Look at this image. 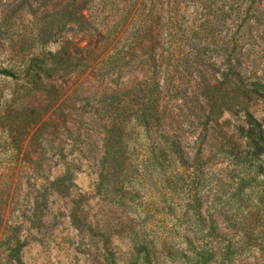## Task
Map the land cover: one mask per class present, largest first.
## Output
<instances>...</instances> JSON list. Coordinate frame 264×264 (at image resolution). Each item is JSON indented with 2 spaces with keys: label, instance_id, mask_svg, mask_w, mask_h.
I'll return each instance as SVG.
<instances>
[{
  "label": "rangeland",
  "instance_id": "374dc122",
  "mask_svg": "<svg viewBox=\"0 0 264 264\" xmlns=\"http://www.w3.org/2000/svg\"><path fill=\"white\" fill-rule=\"evenodd\" d=\"M175 14L203 49L167 77ZM0 70V264H264V0H0ZM124 82L159 87L184 164L103 171Z\"/></svg>",
  "mask_w": 264,
  "mask_h": 264
},
{
  "label": "trees",
  "instance_id": "16d2710c",
  "mask_svg": "<svg viewBox=\"0 0 264 264\" xmlns=\"http://www.w3.org/2000/svg\"><path fill=\"white\" fill-rule=\"evenodd\" d=\"M168 22L164 36L166 45L164 59L168 63L167 77H170L172 75L171 64L175 61L177 63L184 61V69L190 71L192 66L188 65L190 63L197 64L199 57L202 56L201 49H203V46L202 43H198L201 30L183 29L177 14L172 15ZM147 31L143 30L144 34ZM143 32L140 31L136 38L135 50H138L141 45L140 40ZM148 33L150 32L148 31ZM101 36L103 39L106 37L103 33H101ZM183 40L185 45H188L187 49L183 44ZM109 59V56L106 57L100 67L109 68L111 65ZM0 75L8 76L10 74L7 71L0 70ZM165 87L168 91H173L174 95L180 89L179 85H173L167 83V81L166 85L164 84V89ZM147 89L148 87L144 84L135 86L133 82H124L114 90L107 88L102 105L93 112L104 122L103 171H106V174L112 170L121 171L126 169L129 172H132V169L138 171L139 168L142 171L146 170L149 168L150 155L154 149H157L158 152L170 150V156L175 154V157L181 163H185L183 142L175 132L177 130L171 132V130L166 129L167 112L162 111L158 104L161 94L159 87L155 86L154 91L151 93L153 94L149 99L151 105L147 102ZM132 97H140L141 101L135 100L136 103H140L139 107L132 105L134 100ZM249 122L251 128L248 135L251 136L258 149L264 152L263 132L261 130L257 131L256 126H253L254 121L250 120ZM151 142L155 143V147L150 146Z\"/></svg>",
  "mask_w": 264,
  "mask_h": 264
}]
</instances>
